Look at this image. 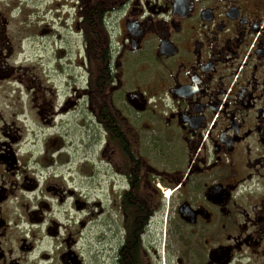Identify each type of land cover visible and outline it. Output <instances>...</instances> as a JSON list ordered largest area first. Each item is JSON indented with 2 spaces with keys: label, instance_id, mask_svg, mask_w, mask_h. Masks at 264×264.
I'll use <instances>...</instances> for the list:
<instances>
[{
  "label": "flooded vegetation",
  "instance_id": "flooded-vegetation-1",
  "mask_svg": "<svg viewBox=\"0 0 264 264\" xmlns=\"http://www.w3.org/2000/svg\"><path fill=\"white\" fill-rule=\"evenodd\" d=\"M163 228L174 264H264V0H0V264H147Z\"/></svg>",
  "mask_w": 264,
  "mask_h": 264
},
{
  "label": "rangeland",
  "instance_id": "rangeland-1",
  "mask_svg": "<svg viewBox=\"0 0 264 264\" xmlns=\"http://www.w3.org/2000/svg\"><path fill=\"white\" fill-rule=\"evenodd\" d=\"M43 4H40L37 7V9H34L36 12L41 9ZM43 13V10L40 12ZM41 14L38 16L41 17ZM31 28L25 24H21L20 27L16 26L15 22H12V25L10 27V32L12 34L18 35L19 37H29L31 35ZM53 40H56V43L59 41L56 38H53ZM79 37L75 34V32H72L71 30H68L64 28V37L61 39L62 46H64V54H62L61 60V80L64 81L61 90L62 93L65 95H69L71 93H74V90L80 89L81 87V81H82V72L83 69L78 67V63L80 61V57L78 55V48L80 45ZM53 45V50H54ZM36 72V71H35ZM38 72V71H37ZM54 74V73H53ZM52 85L54 81H51ZM14 78L11 79V83L9 86L13 90V92L9 95L11 102L7 101L5 102L1 107L5 110L6 113L10 114H16L18 116V125L21 127V129H30L35 131L37 138L43 136L46 133L47 125L42 121L38 116H36L35 110L33 107L37 106V104H32L27 100L28 94H35L37 89L30 90L28 92L25 87L18 86L17 84H14ZM50 87H53V86ZM75 97V96H74ZM75 99V98H74ZM75 101L79 102V108L82 106V100L78 99L76 97ZM39 106V104H38ZM19 114V115H18ZM71 113L68 117H71ZM74 119L72 118L70 120V123H73ZM67 123V120L64 119V127ZM43 139V138H42ZM41 140V138H39ZM85 236H88L90 239V247L85 248L84 253H86L87 258H97L99 255V261L106 260L107 258H111L110 256L113 255V250H110V241L108 242V246L105 247V251L102 252V254L97 253L98 248L96 247L95 239H96V232L95 230L90 231V233H87ZM116 237V234L109 233L108 238ZM147 240V248H148V256L146 257V263L147 264H174L173 259L168 255V248L167 245L170 243V235L168 229L163 228L161 231L153 232L149 234V237L146 238ZM119 240V238L117 239ZM119 242V241H118ZM155 243V244H154ZM112 244V243H111ZM119 244V243H118ZM156 245V255L153 254V247ZM117 248V247H115ZM112 251V252H111Z\"/></svg>",
  "mask_w": 264,
  "mask_h": 264
},
{
  "label": "trees",
  "instance_id": "trees-1",
  "mask_svg": "<svg viewBox=\"0 0 264 264\" xmlns=\"http://www.w3.org/2000/svg\"><path fill=\"white\" fill-rule=\"evenodd\" d=\"M148 221V218H147V220L145 221V222H147ZM132 238H133V240H134V232H133V234H132Z\"/></svg>",
  "mask_w": 264,
  "mask_h": 264
}]
</instances>
